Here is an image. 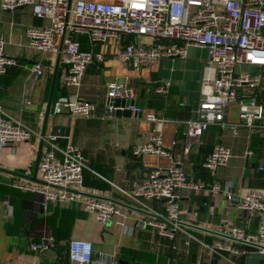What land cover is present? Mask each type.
Listing matches in <instances>:
<instances>
[{
  "label": "crops",
  "instance_id": "obj_1",
  "mask_svg": "<svg viewBox=\"0 0 264 264\" xmlns=\"http://www.w3.org/2000/svg\"><path fill=\"white\" fill-rule=\"evenodd\" d=\"M1 3L2 0L0 37L6 41V53L18 64L9 67L0 77V110L22 120L33 133L28 141L0 148V264H74L69 257L72 238L91 240L96 258L113 254L127 264H264V255L246 251L242 246L245 253L232 255L215 253L201 244L202 241L206 244L229 241L217 233L229 235L235 226L248 231L257 229L256 216L230 202L225 190L240 196L253 190L264 194V119L253 127L240 126L238 134L231 128L213 124L202 136L201 143L190 154L184 153L186 121L196 117L200 102L205 49L191 46L186 58L165 57L136 66L133 60L125 62L115 56L116 39H111L110 53L103 62L89 65L79 90L81 98L96 103L97 111L93 117L72 119L67 112L60 115L53 110L57 96L76 93L75 88L64 85V64L57 63L59 56L32 48L27 36L28 27L46 25L48 20L35 16L29 6L10 11L4 10ZM78 38L83 50H92L86 35ZM130 40L129 37L122 39L123 43ZM39 60H43L45 75L30 77L27 68ZM262 75L263 84L257 97L264 105V70ZM112 80L136 89L135 102L144 108V116H104L107 85ZM161 86L166 91L158 92ZM233 109H236L235 119ZM146 114H154L163 121H149ZM227 120L239 123L236 105L229 108ZM58 128L67 136L59 138L58 145L64 148L68 143L76 144L88 158L84 196H103L124 203L126 218L115 217L108 224L100 225L76 202L45 204L41 194L12 186L16 180L34 181L36 175L38 178L37 161L46 147L44 138ZM154 131L162 133L164 146L181 160L190 179L221 187L219 192L182 190L179 205L181 220L186 224L182 226L187 233L177 231L174 238L140 224L144 219L153 218L148 209L163 212L162 202L148 201L146 208L122 192L130 190L134 180L144 178L152 169L170 165L168 158L155 154L135 156L132 152ZM219 143L231 146L234 155L226 166L211 174L203 162ZM4 200L12 204V216L6 213ZM173 226L168 224L169 228ZM189 234L193 237L186 245ZM44 238H53L47 251L31 249L33 242Z\"/></svg>",
  "mask_w": 264,
  "mask_h": 264
},
{
  "label": "built area",
  "instance_id": "obj_2",
  "mask_svg": "<svg viewBox=\"0 0 264 264\" xmlns=\"http://www.w3.org/2000/svg\"><path fill=\"white\" fill-rule=\"evenodd\" d=\"M1 6L10 11L29 6L35 16L48 20L46 25L28 27L27 36L32 48L60 57L66 68L64 85L76 89V93L56 97L53 106L56 114L67 112L72 119L95 115L96 103L81 98L79 90L89 65L103 62L111 51L110 40L116 39L115 56L125 62L133 60L136 66L165 57L186 58L191 46L206 50L196 117L186 121L185 154H190L201 143L202 136L213 124L231 128L238 134L240 126L253 127L264 119V105L257 97L263 84L262 73L253 75L237 71V66L242 65L264 70V0H2ZM82 34L89 38L92 50L82 49L78 38ZM124 37L131 40L123 43ZM5 46L6 41L0 37V77L9 67L18 64L6 53ZM27 69L30 77H42L46 72L43 60L34 62ZM162 91H166L163 86L158 89V92ZM136 97L133 86L112 80L107 85L104 116L114 117L119 109L144 116L145 110L135 102ZM232 105L237 106L239 123L227 120ZM146 118L152 122L163 121L154 114H146ZM32 133L22 120L0 110V148L28 141ZM66 137L58 128L44 138L46 147L38 165L41 182L16 180L12 186L41 194L45 204L76 202L100 225L108 224L115 217L126 218L123 206L111 198L84 196L88 158L76 144L60 147L57 140ZM132 152L135 156L155 154L171 162L167 167H157L144 178L134 180L130 190H122L127 198L146 208L148 201L162 202L164 211L148 209L153 218L144 219L140 224L155 228L170 238H174L177 231L187 233L182 226L185 223L181 220L179 205L182 190L219 192L220 184L209 186L204 181L190 179L181 160L164 146L159 131L150 133L147 141L133 148ZM233 155L231 146L219 143L205 158L203 166L211 174H216ZM225 194L230 202L255 215L258 221L255 231L235 226L229 235L256 245L257 252L264 255V194L258 190L243 196L228 190ZM3 203L6 213L12 216V204L9 200ZM169 223L174 226L169 228ZM192 237L188 235L186 245ZM52 240L44 238L33 242L31 249L45 252ZM201 244L215 253L240 255L246 252L232 239L217 240L212 244L202 241ZM174 248L178 249L177 246ZM69 257L74 264H120L113 254H101L96 258L94 243L84 238L70 240Z\"/></svg>",
  "mask_w": 264,
  "mask_h": 264
},
{
  "label": "water",
  "instance_id": "obj_3",
  "mask_svg": "<svg viewBox=\"0 0 264 264\" xmlns=\"http://www.w3.org/2000/svg\"><path fill=\"white\" fill-rule=\"evenodd\" d=\"M57 63L59 64L60 63V57H58V61ZM55 82H56V76L54 77V80H53V85H52V90H51V96H50V100H49V106H48V110H47V113H49L50 111V105H51V102H52V96H53V91H54V85H55ZM119 103V101H117ZM115 115L116 116H125V117H129V116H132V115H135V116H139V117H142L143 114L142 113H139V114H133L130 110H117L115 112ZM42 148V146H41ZM41 148H40V153H41ZM39 161H40V154H39V157H38V161L37 163L39 164ZM23 177H27L25 175H22ZM34 181H37V182H41V180H39L37 178V175L35 176V178H33ZM94 197H98V198H107V197H103V196H94ZM113 201H115L116 203H118L119 205L121 206H126L124 203L122 202H119L117 200H114L112 199ZM208 231V230H207ZM218 235L220 236H223V237H226V238H229V239H232L234 241H237L241 244V246L246 250V251H258L257 250V246L256 245H251V244H247V243H244L243 241L241 240H238L234 237H232L231 235H228V234H222V233H217ZM119 263L120 264H127L125 261L123 260H119Z\"/></svg>",
  "mask_w": 264,
  "mask_h": 264
},
{
  "label": "rangeland",
  "instance_id": "obj_4",
  "mask_svg": "<svg viewBox=\"0 0 264 264\" xmlns=\"http://www.w3.org/2000/svg\"><path fill=\"white\" fill-rule=\"evenodd\" d=\"M237 71L238 72H240V71H246V72H250L253 75L262 73V70H261L260 67L250 66V65L237 66ZM235 115H236V109H233L232 110V118L233 119H235Z\"/></svg>",
  "mask_w": 264,
  "mask_h": 264
}]
</instances>
